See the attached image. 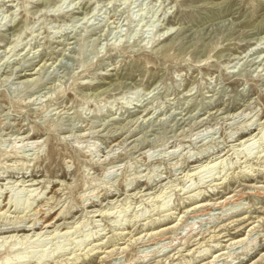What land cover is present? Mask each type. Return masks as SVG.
<instances>
[{
    "label": "rangeland",
    "instance_id": "1",
    "mask_svg": "<svg viewBox=\"0 0 264 264\" xmlns=\"http://www.w3.org/2000/svg\"><path fill=\"white\" fill-rule=\"evenodd\" d=\"M263 35L264 0H0V264H264Z\"/></svg>",
    "mask_w": 264,
    "mask_h": 264
},
{
    "label": "bare ground",
    "instance_id": "2",
    "mask_svg": "<svg viewBox=\"0 0 264 264\" xmlns=\"http://www.w3.org/2000/svg\"><path fill=\"white\" fill-rule=\"evenodd\" d=\"M88 13V12H87ZM171 29V28H170ZM167 32V31H166ZM161 35V34H160ZM264 36V35H263ZM262 133V130H259V131H257V133L256 132H253V131H249V132H246L244 135H242L241 137H240V141H239V143L241 144V143H243V144H252V143H254L255 141H257V140H255V138L256 137H258L260 134ZM253 141V142H252ZM258 142H259V145H263V143H264V137H262L261 135L259 136V138H258ZM225 153H223V155H224ZM27 179H24V176H23V181H26ZM28 180H31V183H29L30 185L31 184H35V183H33L34 182V178L32 177V178H30V179H28ZM27 182V181H26ZM28 184V183H27ZM230 197V196H229ZM229 197L227 196V197H224L222 200H220V199H218V200H215V201H213V202H211V199H201V200H199V201H197L196 203H194V204H192L191 206H190V209L191 210H193V211H206V210H212L213 208H219L220 206L222 207V206H224L225 205V203L227 202V200L229 199ZM7 204V203H6ZM1 209V208H0ZM51 209V208H50ZM50 209L48 208L47 209V211L46 212H48V210L50 211ZM62 210V209H61ZM61 210L59 211V212H61ZM189 209H187V211H188ZM36 211V210H35ZM39 211V210H38ZM208 211H207V213H208ZM210 212V211H209ZM205 213V212H204ZM46 214V213H45ZM209 214V213H208ZM198 215H199V213H198ZM201 215H202V213H201ZM219 219L222 217V216H217ZM214 218V217H213ZM38 220H40V218L39 219H35L34 220V222L32 223V225H30V227H22V228H20V229H13V230H17V231H20V230H28V231H37L38 230V228H41V230L39 231V232H37V234H39L45 227H50V226H55V221H53V220H51V221H47L46 219L43 221L44 223H46V226L44 227V228H42V227H40L39 225H37V221ZM175 226H176V224H174V223H170V224H166V225H163V226H161L160 227V229H156L155 230V232L154 233H157V232H160V233H163V232H167L168 230H171V229H173V228H175ZM252 228H254V227H252ZM252 228H250V230L249 231H252L253 229ZM57 229H59V226H56V227H54V230L53 231H55V230H57ZM62 229V228H61ZM52 231V232H53ZM151 232V231H150ZM24 234V233H23ZM151 234H153V232L151 233ZM189 234L190 235H192L193 234V231L192 230H190V232H189ZM27 235V234H26ZM193 236H194V234H193ZM186 237V236H185ZM228 239H232L233 241H229V243H227V245L229 244V246H231L232 244H236V243H241V242H243L246 238H245V235H243V236H240V237H236V238H228ZM227 239V240H228ZM186 242V241H185ZM170 247H173L174 246V244H170L169 245ZM225 246V245H224ZM223 254V253H222ZM212 261V260H211ZM210 260L209 261H207V262H205V263H199V264H207V263H210L211 262Z\"/></svg>",
    "mask_w": 264,
    "mask_h": 264
}]
</instances>
